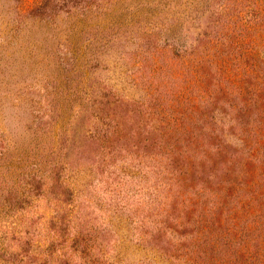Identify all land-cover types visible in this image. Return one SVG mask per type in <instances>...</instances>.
<instances>
[{"label": "rangeland", "instance_id": "rangeland-1", "mask_svg": "<svg viewBox=\"0 0 264 264\" xmlns=\"http://www.w3.org/2000/svg\"><path fill=\"white\" fill-rule=\"evenodd\" d=\"M224 3L0 0V264H264V55Z\"/></svg>", "mask_w": 264, "mask_h": 264}, {"label": "trees", "instance_id": "trees-1", "mask_svg": "<svg viewBox=\"0 0 264 264\" xmlns=\"http://www.w3.org/2000/svg\"><path fill=\"white\" fill-rule=\"evenodd\" d=\"M224 13L229 32L223 38L233 48L231 54L237 50L234 59L244 58L246 67L256 72L264 55V0H226Z\"/></svg>", "mask_w": 264, "mask_h": 264}]
</instances>
